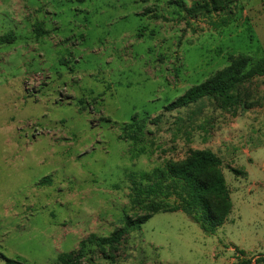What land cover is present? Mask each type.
<instances>
[{"label":"rangeland","instance_id":"obj_1","mask_svg":"<svg viewBox=\"0 0 264 264\" xmlns=\"http://www.w3.org/2000/svg\"><path fill=\"white\" fill-rule=\"evenodd\" d=\"M178 1L195 0H0V37L14 36L0 44V264H60L109 236L141 212L128 176L189 149L221 161L234 205L224 227L208 236L180 211L157 213L115 259L87 244L81 264H227L235 256L217 252L230 244L264 255V79L248 86L249 109L164 110L228 55L264 56V0L210 17H186ZM133 117L139 143L124 133Z\"/></svg>","mask_w":264,"mask_h":264},{"label":"trees","instance_id":"obj_2","mask_svg":"<svg viewBox=\"0 0 264 264\" xmlns=\"http://www.w3.org/2000/svg\"><path fill=\"white\" fill-rule=\"evenodd\" d=\"M238 0H195L190 6L178 1L180 12L186 17L231 13L230 7ZM37 37L46 34L36 24ZM14 36L7 33L0 37V44L11 43ZM228 64L210 74L203 82L191 86L181 96L165 107V111L189 108L203 100H208L224 112H234L238 107L249 109L248 86L254 79H264V56L253 59L246 54L228 55ZM140 123H145L141 121ZM125 135L134 143L143 138V127L135 121L125 127ZM235 173H240L233 170ZM131 184L129 201L133 208L141 212L134 216H124L120 227L107 237L90 235L81 241L76 251L60 254V264H81L86 245L97 249L106 260L115 259V254L125 243L128 235L157 213L182 212L195 222L201 231L214 235L232 210V201L227 183L217 155L208 149H189L186 156L178 161L169 160L151 172L129 175ZM5 264H28L19 259H5ZM231 264H264V256L240 258Z\"/></svg>","mask_w":264,"mask_h":264},{"label":"crops","instance_id":"obj_3","mask_svg":"<svg viewBox=\"0 0 264 264\" xmlns=\"http://www.w3.org/2000/svg\"><path fill=\"white\" fill-rule=\"evenodd\" d=\"M246 175H248L247 172H246ZM260 186H261V185H260ZM261 187L263 188L264 185H262ZM247 193H252V189H248V190H247ZM230 198H231V195H230ZM231 199H232V198H231ZM231 201H232V200H231ZM233 209H234V205H233V202H232V210H231V213H232ZM231 213H230V214H231ZM227 221H228V218H227V220L225 221V223H224L221 227H224V225L226 224ZM219 228H220V227H219ZM216 231H217V229H216ZM216 231H215V232H216ZM222 249H223V250H220V251L217 252V255H219L220 257H223L224 260L226 259V257H230L229 255H234V256H235V257L232 258L231 261H230L229 263H227V264H231V263L236 262L238 256H239L240 258L246 257L245 255H243V253H241V252H243V251L239 250L238 247L233 246L232 244H230L229 247H223ZM236 249H237V251L239 252L238 255H235V254H234V250H236ZM232 251H233V252H232ZM258 256H259V255H258ZM263 256H264V255H263ZM240 258H239V259H240ZM246 258H247V257H246Z\"/></svg>","mask_w":264,"mask_h":264}]
</instances>
